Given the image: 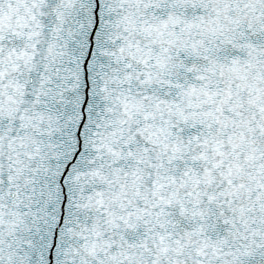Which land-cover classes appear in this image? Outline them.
I'll list each match as a JSON object with an SVG mask.
<instances>
[{
  "label": "snow or ice",
  "instance_id": "obj_1",
  "mask_svg": "<svg viewBox=\"0 0 264 264\" xmlns=\"http://www.w3.org/2000/svg\"><path fill=\"white\" fill-rule=\"evenodd\" d=\"M0 264H264V0H0Z\"/></svg>",
  "mask_w": 264,
  "mask_h": 264
}]
</instances>
